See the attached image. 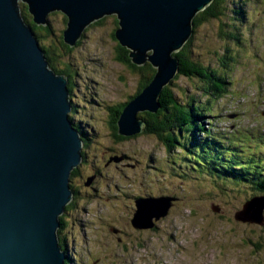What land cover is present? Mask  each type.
Returning a JSON list of instances; mask_svg holds the SVG:
<instances>
[{
	"label": "rangeland",
	"instance_id": "rangeland-1",
	"mask_svg": "<svg viewBox=\"0 0 264 264\" xmlns=\"http://www.w3.org/2000/svg\"><path fill=\"white\" fill-rule=\"evenodd\" d=\"M65 18L61 12L49 17L54 35L40 44L52 52L59 70L70 67V117L89 139L81 172L86 186L97 190L83 180L73 182L82 195L59 235L68 239L71 264H264V221L236 219L256 197L254 190L235 183L214 187L206 168L193 169L191 156L187 163L180 161L176 157L182 151L169 153L156 137L115 138V109L136 95L144 80L116 58V17L88 27L72 49L60 43ZM234 26L240 41L223 36ZM191 54L194 62L226 77L227 93L208 101L201 78L180 76L170 87L175 97L187 104L194 96L203 112L210 107L205 128L241 154L260 159L264 168V0L238 1L226 16L205 22L196 29ZM218 176L221 184L228 182L222 173ZM147 197L176 201L168 216L153 219L154 229H136V200Z\"/></svg>",
	"mask_w": 264,
	"mask_h": 264
},
{
	"label": "water",
	"instance_id": "water-1",
	"mask_svg": "<svg viewBox=\"0 0 264 264\" xmlns=\"http://www.w3.org/2000/svg\"><path fill=\"white\" fill-rule=\"evenodd\" d=\"M214 1L0 0V264L66 263L60 218L73 200L71 176L83 160L84 140L70 117L69 80L51 69L21 4L41 27H49L52 13H63L68 20L63 39L70 48L91 25L117 18L116 39L131 61L150 63L156 71L118 121L119 135L134 137L146 127L139 114L160 109L162 91L180 72L173 54L194 35L197 14ZM175 201L137 199L133 226L154 229L153 219L168 216ZM252 206L258 208L251 212ZM263 212L264 196H256L236 219L262 224Z\"/></svg>",
	"mask_w": 264,
	"mask_h": 264
},
{
	"label": "trees",
	"instance_id": "trees-1",
	"mask_svg": "<svg viewBox=\"0 0 264 264\" xmlns=\"http://www.w3.org/2000/svg\"><path fill=\"white\" fill-rule=\"evenodd\" d=\"M238 1L241 0H215L208 8H206L203 12L197 14V16L195 17L194 35L196 29L204 25L205 22H209L212 19H217L222 16H226L229 10H231L233 6H236V3ZM22 7L23 17L27 24L31 26L32 30L35 32L39 42L45 36L54 35L50 25L49 27L45 28L35 25L32 21L31 15L28 12L27 6L24 5ZM236 13L239 14L238 12ZM103 20L99 21L95 25L101 24ZM67 21L68 20L66 17V28ZM115 23L117 25V30L118 20H116ZM226 26L227 24H222V28H225ZM235 29L237 28L234 26L233 31H230L228 33L223 31V36L231 40L233 39L236 41H240V35L235 32ZM116 30H114L113 39L118 43L116 49L117 60L134 73L140 74L144 79L140 84V89L138 93L131 97L130 100L123 104L121 107L115 109L116 118L112 122V129L114 130L115 138L118 141H121L128 140L132 137H124L122 135H119L118 121L127 103L131 102L135 96L141 93L143 89L150 84V82L154 78L156 71L150 63H147L143 66H137L131 61L129 57V50L122 47L116 39ZM63 33L60 43H62L64 47L72 49L65 44L63 39ZM193 36L181 51L173 54L174 57H177L179 59L180 72L178 73L172 84L175 83V81L180 76H184L187 78L199 77L203 80V83L205 84L204 92L208 101H210L211 99L218 100L224 98L227 93V86L230 84V82H227L225 79L226 77H223L218 70L216 71L221 77L218 76L216 71L206 69L201 64L196 63L192 60L191 45ZM79 43L81 44V41ZM43 50L46 53L47 60L49 61L51 69H53L57 74L65 75L69 77V79H71L69 80L68 86L71 94V90L73 88V85H71V83L73 82L72 78L69 76L70 74L68 68L70 67H66V70H59L55 65L56 58L53 57L52 52L46 48H43ZM171 85L167 86L162 91L158 101L160 104V109L156 113L145 112L139 114V117L144 120L146 124V127L142 134L156 137L166 148H168L169 153H171L174 148H179L182 152L180 156L176 158H178L180 161L185 162L189 160V157L191 156L192 159L189 161H191L192 164L190 166H192L193 169L200 168L203 171H205L206 168L208 170L206 172V176L210 177L211 181L216 185L214 187L218 188L217 185L227 187L233 183L246 184L248 185V187H250L256 192V196H264L263 162L260 159L247 156V154H241V152H239L236 146H233L232 144L227 146L226 142L222 141L219 136L214 135L210 132V130H207L205 128L203 120L206 119L207 114H213V110L208 107V109L205 110L206 113L205 111L203 112V110L200 109L201 105H194V103L196 102L194 96L191 98L190 103L183 104L182 102H179L170 88ZM212 117L215 118L214 116ZM76 128L80 131L85 146V142H88L89 140L87 138V134L83 131V128L79 126H76ZM83 158L85 159L84 155ZM77 172L78 171L76 170L74 171V175L72 174L73 177ZM215 173H217V175ZM220 173H222L223 176L226 177V180H228L227 183L221 184V177L218 176ZM70 186L71 188H74L73 183L71 182ZM74 206H76L75 203L67 206L66 212L70 208L74 209ZM68 211L71 212V210ZM65 219L66 216H62L60 218L62 228L64 227V224H67ZM61 238L65 240L64 236L60 237V240ZM63 250L65 249L63 248ZM68 263L69 262L67 260L65 264Z\"/></svg>",
	"mask_w": 264,
	"mask_h": 264
},
{
	"label": "flooded vegetation",
	"instance_id": "flooded-vegetation-1",
	"mask_svg": "<svg viewBox=\"0 0 264 264\" xmlns=\"http://www.w3.org/2000/svg\"><path fill=\"white\" fill-rule=\"evenodd\" d=\"M52 15H50L49 17H51ZM42 28H45V27H42ZM79 45H80V43H79ZM78 45V46H79ZM123 105V104H122ZM122 105H120L119 107H121ZM75 108H76V105H75ZM75 112V111H74ZM73 120V119H72ZM74 122V121H73ZM74 125H75V127L77 126L75 123H74ZM85 159L83 158V160H82V163H81V165L76 169V171H78L77 173H75V176L73 177V173H74V171H73V175L71 176V179H72V181H71V183H73L74 181L73 180H75V179H78V181L79 180H83L84 179V176H83V174H82V172H81V167H82V165L85 163V161H84ZM95 175H99V173L98 174H95ZM73 177V178H72ZM90 178H88L87 180H89ZM91 180V179H90ZM83 181H85V180H83ZM84 186H86V181L84 182ZM73 187H74V185H73ZM86 187H88V188H90L91 190H92V192H94V193H96L97 192V190H96V188L94 187V185H92V186H86ZM72 190H73V192H74V196H73V200H72V202H71V204H69V205H72V204H74V200H76L77 198H79L82 194L80 193V191L79 190H77L75 187L74 188H72ZM86 195L87 196H89V195H91L89 192H87L86 193ZM75 203H76V201H75ZM68 205V206H69ZM75 207V206H74ZM68 210H72V208H70V209H68ZM67 210V212H65V214L63 215V216H66V217H68L69 215H70V212ZM66 227H67V224L65 225L64 224V227L62 228L61 227V230H64V229H66ZM62 234V233H61ZM63 235V234H62ZM60 236V237H63V236ZM61 244H62V247L65 249V251H66V253H67V257H68V264H71V262H72V259H71V251H70V247H69V244H68V239L67 238H65V240L63 239V238H61ZM74 250V249H73ZM81 264H84V262L83 261H81Z\"/></svg>",
	"mask_w": 264,
	"mask_h": 264
}]
</instances>
